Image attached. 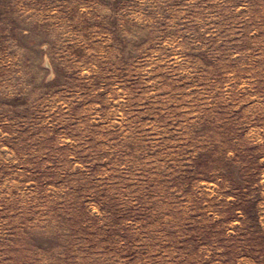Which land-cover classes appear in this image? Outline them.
Listing matches in <instances>:
<instances>
[{"label":"rangeland","instance_id":"374dc122","mask_svg":"<svg viewBox=\"0 0 264 264\" xmlns=\"http://www.w3.org/2000/svg\"><path fill=\"white\" fill-rule=\"evenodd\" d=\"M0 264H264V0H0Z\"/></svg>","mask_w":264,"mask_h":264}]
</instances>
